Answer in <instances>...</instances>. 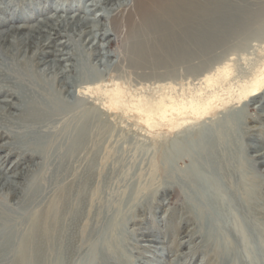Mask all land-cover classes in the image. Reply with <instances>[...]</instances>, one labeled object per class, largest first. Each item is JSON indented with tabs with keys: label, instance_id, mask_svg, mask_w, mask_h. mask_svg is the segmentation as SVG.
<instances>
[{
	"label": "bare ground",
	"instance_id": "6f19581e",
	"mask_svg": "<svg viewBox=\"0 0 264 264\" xmlns=\"http://www.w3.org/2000/svg\"><path fill=\"white\" fill-rule=\"evenodd\" d=\"M50 2L51 0H34L33 3L19 0L15 14L0 19V96H3L0 99V151L6 152L0 156V190L11 189V199H16L12 205L0 198V264H5L3 260L7 255L11 256L13 264H58L74 252L70 250V245L76 231H66L64 223L67 215H70L67 223L70 227L85 220L86 217L79 219V206L85 195L88 198L93 167L89 165L72 183L68 194L71 191L75 194L70 199L54 198L47 212L41 210L44 200L37 199L46 189L47 174L54 176L57 171L65 169L71 158L75 163L78 152L83 149L88 152L90 139L104 135L106 129L99 123L101 117L95 115L92 107L95 106L96 110L106 108L113 112H132L150 128L166 125L170 131H175L184 129L190 122L202 118L212 119L218 113L248 108L249 102H257L258 105L250 107L255 117L245 114L242 117L245 127L242 124V128L239 126L241 131L231 130V136L234 135L235 139L259 138L253 133L259 127L246 126V122L264 119L262 54L259 62L243 74H235L237 69L234 68L233 59L218 64L204 75L205 87L191 95L177 94L172 86H168L169 91L150 100L137 90L125 91L114 76H111L109 84L102 80L89 84L93 80L90 81L91 77L99 74L98 67L107 68L100 63L99 56L108 58L110 53L102 50L112 46L113 41L119 39L123 32L133 39L128 49L126 44L123 45L126 65L134 69L154 71V61L158 60L167 65L171 73L188 60V37H207L209 34L206 33V24H212L214 19L223 17L226 19L225 25L233 27L235 33L241 22H244V16L241 15L238 20L235 18L237 16L227 12L219 14V11H215L213 19L205 6L200 5L196 6L195 12L192 11L196 16L192 27V18L189 17L193 15L189 11V5L183 0H92L86 7L83 0H66L64 5L56 2L55 7ZM6 9L0 6L1 13L7 14ZM49 10L58 11V16L44 17L31 24L37 15H46ZM59 12L65 15H59ZM92 12L99 13L97 16L94 13L91 17L89 15ZM19 20L22 24L18 25ZM211 27L210 30L219 31ZM178 28L180 33H177ZM176 33L182 37L174 42ZM108 35L114 38L111 40ZM154 35L158 36L155 45ZM74 87L77 94L72 91ZM70 98L76 100L71 102ZM89 98H94V106L88 107V101L92 102ZM212 120L213 124H218L216 131L196 132L199 136L195 140L192 138L187 149L190 153H179L175 158L177 161L185 155L186 159L189 156V163L200 165L205 175H199L195 169L193 172L186 170L172 175L170 181L176 182V185H184L183 193L191 194L195 190L210 216L213 214L210 205L217 207L214 213L222 217L220 216L218 226L211 225L215 233L218 232V227L221 229L219 224L223 216L232 215L234 232L241 236L238 243L245 246L243 253L248 261L256 258L264 264V234L261 236L259 227L252 225L256 221L248 213L250 206L253 207L254 194L257 192L255 190L264 189V181L248 178L242 163L238 170H232L224 163L227 152H234L236 148L224 143L223 136L227 134L231 123L228 120L222 123L220 116ZM234 131L236 132L233 133ZM240 149L255 153V158L252 157L254 165L256 161L264 164V147L249 145L246 149L239 147ZM244 151H241L242 154ZM8 163L11 164V169L6 171ZM167 165L165 162L164 167L161 164L156 167L166 170L170 168ZM75 169L79 170L80 167ZM9 172L11 173L8 174ZM231 179L240 187H253V194L250 193V197L245 199L242 195L244 192L235 190ZM20 188H23L21 193H15V189ZM26 189H31V193L24 196ZM37 191L39 193L35 194ZM137 193L135 190L129 194L131 203H135ZM214 202L228 205L233 212L229 209V212L223 213L224 207L217 206ZM31 205H34V213L30 219L28 215L31 214L28 213ZM12 206L15 208L12 209ZM89 206L90 203L87 202V212ZM121 208L116 206L113 211L119 215V211L123 209ZM117 217L116 214L110 216L106 222L109 230L107 237L101 240V244L105 242L106 246L109 245L101 259L107 264H124L128 261V256L125 255L128 250L125 245L128 243L119 236ZM220 238L224 239V235ZM252 242L257 247L256 252ZM210 251L215 258H225V254L213 246ZM248 261H245L246 264H249ZM85 264L93 263L89 261Z\"/></svg>",
	"mask_w": 264,
	"mask_h": 264
},
{
	"label": "rangeland",
	"instance_id": "374dc122",
	"mask_svg": "<svg viewBox=\"0 0 264 264\" xmlns=\"http://www.w3.org/2000/svg\"><path fill=\"white\" fill-rule=\"evenodd\" d=\"M28 1L33 3L34 0ZM183 1L187 3V6L189 5V11L193 15L189 17L192 18L190 24L192 27H194L193 22H195L193 18L196 17L194 16L196 6L200 5L205 6L211 15L210 17L213 19L215 11H219V14L227 12L229 15L237 16L235 18L238 20L241 19L242 15L245 19L238 28L236 27L237 29L234 28L236 29L234 33L233 27L230 28L225 25L226 19L224 20V17H216L215 21L211 18L213 23L210 24L208 22L206 24V27H208L206 33L209 35L207 37H188V40H186L189 51L187 55L188 60H185L183 66L176 68L171 73L168 70V66L158 60L154 61V71L149 69H134L126 65V56L122 53V50H124L123 45L125 46L126 44L128 46L126 49H128L133 39H130L131 36L123 32L119 39L113 41V45L110 46L111 48L106 47V50H102V52L108 51L110 53L108 58L103 57V55L99 56L101 59L100 63L107 66V68L98 67L99 74L93 76V78L91 77L90 81L93 80L89 81V84L101 80L109 84L111 76H114L118 78L117 82L120 81L119 83H121L125 91L134 92V90H137L150 100L169 91L168 86H172L177 94L185 93L186 95H191L196 90L205 87L204 75L212 71L220 63L233 59L234 68L237 69L234 70L237 75L246 73L244 71H248L257 61L259 62V58L264 55V0ZM18 2L19 0H0V6L2 8L5 7V9L7 8V14L0 12V19H5L6 15H14V11L18 9ZM56 2L59 5H64L66 0H51L50 5L55 7ZM91 2L92 0H83V5L86 7ZM57 13L58 11L49 10L46 15H37L36 19L31 21V24H35V22L44 19V17H56L58 16ZM94 13L92 12L89 16L92 17ZM59 15L64 16L65 13L59 12ZM20 22L21 20L17 22L18 25L22 24ZM209 25L210 27L214 25L211 28L219 29V31L210 30ZM176 30L177 33L181 32L179 28ZM177 33L175 34V38H173L174 42H177L182 37V35ZM108 37L111 40L114 38L112 35H108ZM157 38L158 36L154 35V45L157 44L155 42ZM200 45L204 47L201 48ZM75 88L72 91H75ZM1 98L3 96H0ZM93 99H88L92 100V102L88 101L90 103L88 107L89 105L94 106L95 101ZM75 100L69 99L71 102ZM256 103L249 102L248 108H235L224 114L215 112L218 114L212 119L219 118L220 116L222 123L226 120L231 123V127L228 128L230 131L227 130V134L223 136L224 143L230 147L231 145L236 146V148L234 152H227V160L224 163L229 165L232 170L240 169V163H242L246 174L248 173V178L255 181H264V164L256 161L257 163L254 165L252 157L255 158V153L250 152L248 149L245 151L244 149L239 150V147L246 149L249 145L264 147V139H261V137H264V119L257 122H250V120L246 122V126L259 127L257 131L253 132L259 138L247 139L246 137L245 139H235L234 135L233 137L231 136V130L237 129L238 131L240 130L239 126L242 128L244 125L242 117L244 118L245 114L255 117L254 112L250 111V107L253 104L258 105ZM94 107L90 108L93 109L96 116L101 117L99 123L103 129H106L104 135L96 139H90L88 152L84 149L78 152L79 155L77 154L75 163L73 158H71V160L67 161L65 169L57 171L54 176L47 174L45 181L46 189L37 199L44 200L41 210L45 212L49 210L54 198L70 199L75 194L74 191L68 194V189L72 188V183L78 179V175L86 171L89 165L93 167L89 181L88 198L85 195L82 205L79 203L81 206H79V219L86 217L85 220L82 222L78 221L74 227H70L67 226L70 215H67L64 223L66 231H76L70 245L72 246L70 250H74V252L68 254L58 264H85L89 261L93 264H100L101 262L107 264V262L101 261V259L105 248H108L109 245L107 244L106 246L105 242L101 244V240L103 237H107L109 230H107L106 222L113 214L118 216L116 220L117 224L119 223L120 225L119 236L128 243L125 245V248L128 249L125 252V255L128 256V261L124 264H246L245 261H248V258L243 253L245 246L238 243L241 236L234 232L235 226L232 224V215L223 216V220L219 224L221 225V229L218 227V232L215 233L211 225H217L221 216L214 213V211H217L215 210L217 207L210 205L212 207L210 208L208 206L213 213L210 216V212L201 204L195 190L190 188L192 190L191 194L188 192L183 193L184 185L178 184V182V185H176V182L170 181L172 175L174 176L186 170L193 172L195 169L196 171L198 170L199 175H205V171L200 165L194 166V164L189 163V156L188 160L186 159V155V157L184 156L185 158L182 157L177 161H175V158L180 155L179 153L183 152L184 154L186 152L188 155L189 151L187 149L190 142H192V138L195 140L199 136L196 132L216 131L218 124H213L212 119L202 118L190 122L184 129L170 131L166 125L150 128L144 120L138 118L139 116L136 117L132 112H113L106 108L104 110H98L97 108L96 110ZM241 151H244L243 154ZM2 153L6 152L0 151V156ZM196 157L197 155L195 154ZM165 162L170 168L160 170V168L156 167V165L160 164L164 167ZM10 163H8V168L6 166V171L11 169ZM75 167H80V169H75ZM246 168H248V171ZM230 181L235 190H239L241 193L244 192L242 195L245 199L250 197L253 187L251 189L247 185L240 187L233 179ZM22 189H15V193L17 191L21 193ZM135 190L138 191L137 202L131 203L128 196ZM11 191V189L0 190V198L5 200L6 203L9 202L14 205L16 199L14 201L11 199ZM255 191L257 192L254 194V202L252 201L253 207L250 206L248 213L250 212L251 217L256 221L252 225L258 226L260 235L263 236L264 189L257 188ZM30 193L31 189H26L24 196L30 195ZM38 193L39 191L35 192V194ZM92 193L93 196H91ZM221 194L226 195V193ZM57 202L60 204V201ZM87 202L90 203L88 212L86 209ZM214 204L223 206V213L229 212L230 208L228 205H222L219 202H214ZM116 206L123 208L119 211V215L113 211ZM33 207L34 205H31L29 209L30 213L28 214L31 215L27 214L30 219L34 213ZM11 208L14 209L15 207L12 206ZM37 208L38 210L40 209V207ZM214 215L215 218L213 217ZM238 218H240V215ZM221 235H224V239L220 238ZM252 244L256 252L257 247L253 242ZM67 246L69 245L67 244ZM211 246L217 248L219 252L224 253L225 258L221 256L215 258L212 255V251H210ZM224 247H226V250ZM10 257V255L4 256L3 262L5 264H13ZM252 258L254 257L252 256ZM249 264H262V262L255 258Z\"/></svg>",
	"mask_w": 264,
	"mask_h": 264
}]
</instances>
